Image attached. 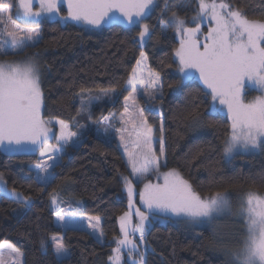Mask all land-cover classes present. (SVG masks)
Returning a JSON list of instances; mask_svg holds the SVG:
<instances>
[{
  "label": "trees",
  "instance_id": "1",
  "mask_svg": "<svg viewBox=\"0 0 264 264\" xmlns=\"http://www.w3.org/2000/svg\"><path fill=\"white\" fill-rule=\"evenodd\" d=\"M226 2L247 18L264 20V0ZM0 4L15 7L17 0H0ZM198 5L197 0H157L144 20L154 26L144 45L133 41L139 25H107L101 30H88L74 22L45 20L41 23V38L34 46L16 54H0V61L37 55L43 65V117L60 118L80 127L85 114L79 94L108 91L106 97L112 98L111 103L97 106V116L117 103L116 109L120 110L122 98L129 91L126 82L140 51H145L151 69L161 74L163 95L145 101L143 108L148 122L157 130L163 117L166 166L177 168L202 198L229 193L226 197L236 204L246 195L264 194V146L259 152H239L231 158L224 153L225 141L232 133L230 117L212 109L211 97L206 95L209 90L199 80L189 79L182 88L176 87L181 74L177 71L178 63H174V50L180 40L172 27L165 28L163 33L161 30V21L169 20L172 12L188 18L196 13L193 9ZM113 90L118 96H112ZM80 129L83 142L65 150L54 179L42 185L50 195L58 193L65 201L62 210L72 206L80 213L97 204L99 197L95 192L103 187L116 195L119 213L103 216L106 242H102L85 228L65 229L57 225L54 211L41 205L43 196L25 207L2 194L0 244L9 241L20 249L25 264H109L115 245L111 240L120 235L118 214L129 209L122 177L131 178L130 169L115 140H105L93 128ZM38 155L14 153L8 157L0 148V176L8 183V191L19 192L20 186L11 183L15 173L24 179L36 177L30 166L36 163ZM223 220L230 223L228 230L232 235L242 224L240 218L230 214ZM53 234H63L69 249L67 257L60 258L55 253ZM238 239L239 236L236 241L227 236L221 238L219 229L207 226L156 221L144 233L146 264H231L223 250ZM124 264L131 263L126 260Z\"/></svg>",
  "mask_w": 264,
  "mask_h": 264
},
{
  "label": "snow or ice",
  "instance_id": "2",
  "mask_svg": "<svg viewBox=\"0 0 264 264\" xmlns=\"http://www.w3.org/2000/svg\"><path fill=\"white\" fill-rule=\"evenodd\" d=\"M34 4L37 7L34 8ZM61 5L66 6V14H61ZM153 5L154 0H19V10L26 21L37 25L22 28L12 18L8 6L0 4V19L4 25L0 30V52L19 51L34 46L40 39L38 21L43 16H58L61 21H73L91 28L134 25L144 20L146 12ZM193 10L196 11V16L193 17L195 27H186L185 20L176 12H172L169 20L161 21L162 33L165 28L172 27L181 37L179 47L174 50V63H178L177 71L181 74L176 87L182 88L185 80L198 74L199 80L209 90L206 95L211 97V102L219 101V104L227 106L232 121V134L225 141L226 155L234 153L238 148L264 146V20L247 18L226 0H199L198 10ZM205 19L208 20L209 27L201 44L198 34L201 32V22ZM139 27L133 41L143 45L150 38L154 26L142 22ZM147 60V53L140 51L126 82L130 91L123 98V110L119 117L121 126L113 127L111 121L116 119L114 115L102 116L95 121L97 126L105 125L102 129L104 134L109 130L118 134L132 177H122L130 211L118 217L122 238L115 239L117 246L109 257L112 264H120L122 248H128L129 255L136 250L137 244L133 236L139 233V239L143 241L146 225L151 221L170 214L194 222H210L213 214L227 203L225 196L230 195L217 193L202 198L175 170L160 172L159 156L153 149L154 129L143 115V110L138 107L137 100L139 89H143L144 96L150 100L163 95L159 72L149 68L145 78ZM246 83L258 86L262 94L245 102L243 93ZM112 96H118L115 90ZM42 103L43 92L38 68L31 59L21 65L0 64V148L10 154L38 152L37 161L30 166V171L36 173L38 183L47 185L54 179L55 168L65 150L78 147L83 140L80 138L81 133L71 131L64 120L56 121L59 134L55 135L52 132L53 121L45 120L41 115ZM87 111L88 119L91 120L93 113L90 108ZM163 134L161 117L158 137L161 155L164 153ZM53 136L57 141L55 147L49 144ZM153 175L158 180L162 176L163 183H153L149 179ZM133 180L143 185L138 193L140 206L134 210ZM0 192L23 203L25 207H30L33 203L31 198L22 196L15 189L9 192L2 176ZM247 202L249 212L253 205L259 207L262 203L251 194ZM61 203L65 201L60 199L58 193L50 195V207L58 208ZM54 215L65 229L75 227L77 222L85 219L75 212L68 214L60 210L55 211ZM133 215L138 218L135 224ZM87 219L92 233H96L98 238L103 237L101 217ZM52 241L56 254L66 251L63 238L53 237ZM41 247H45V242L42 241ZM0 248L8 249L17 258L22 255L19 249L7 241L0 244ZM0 264L5 262L0 260ZM9 264H19V259L10 261ZM140 264H144L142 258Z\"/></svg>",
  "mask_w": 264,
  "mask_h": 264
},
{
  "label": "rangeland",
  "instance_id": "3",
  "mask_svg": "<svg viewBox=\"0 0 264 264\" xmlns=\"http://www.w3.org/2000/svg\"><path fill=\"white\" fill-rule=\"evenodd\" d=\"M156 1L157 0H154V5L146 12L144 20L152 12V10L156 4ZM197 1L199 3V0H197ZM33 7L35 8V7H37V5L34 4ZM8 8H9V11L12 15V18L16 21V23L20 24V26L22 28H32V27L37 26L36 23L26 21L25 17L22 15V12L19 10V0H17V4L15 7L8 6ZM197 10H198V6H197ZM61 14H66V6L65 5H61ZM4 16L6 17L7 13H5ZM194 16H196V13L191 14L190 17H188V18H182L186 22V24H185L186 27H195V22L193 21ZM170 17H171V15H170ZM53 19L60 20L58 16H43V17L39 18L38 23H39V28H40V38L42 35L41 23L45 20H53ZM144 20L142 21L143 23H145ZM61 22L63 24H65L67 22H73V21H61ZM142 22L138 21L137 24H134V25H139ZM74 23H76V24H78V25H80V26H82L88 30H101L104 26H107V25H104L102 28H91L88 25L79 24L77 22H74ZM124 25L125 26H133V25H128V24H124ZM3 27H4L3 20L0 19V30H2ZM208 27H209L208 20L207 19L203 20L201 22V32L198 34L199 39L201 41V44L204 42V34L208 31ZM9 30H11V29H9ZM176 35H177L178 39L180 40L181 37L179 36V34L176 33ZM146 41L143 43V45L146 43ZM23 50L24 49L19 50V51L6 50L4 52H0V54H4V53H15L16 54V53L21 52ZM28 59H31L36 64V66L38 68V75L40 77V83H41V73H42L43 65H42L41 61L39 60V58L37 57V55H29L28 54V55H24V56L18 57V58H16V57L15 58H8V59H5L3 61H0V64L11 63V64H15V65H21ZM145 63L148 65V68H145V70H144L145 71V78H146L147 71L149 68L151 69V67L149 65L148 60ZM151 70H153V69H151ZM138 76H139V74H138ZM191 79L199 80L198 74L194 75ZM200 82L202 83V81H200ZM127 87H128V85H127ZM129 91H130V89H129ZM97 92H99V94L90 93L87 95V93H84V92H81L79 94V99H81L82 104H83V108H82V110L84 109L83 114H85L83 120L81 121L80 127L73 126L70 122L65 121V120L64 121L69 125L70 130L73 132L80 133L81 132L80 128H87L88 127V128H93L96 131V133L99 136H101L102 138H104L105 140H108V141L115 140L117 142L118 146L120 147L125 159L127 160V157L124 154L123 146L119 142L118 134L115 133L113 130H109V132L107 134H104L102 132V129L105 127V125L101 124V125L97 126V124L95 123V121L100 120L102 116L114 115L116 117V119L112 120L111 123L113 124L114 128H119L121 126L119 123V117H120V113L123 110V98L124 97L122 98V103H121L122 108L120 110L116 109V108H118L119 105H117L118 103L115 104L116 103V101H115V103H114L115 105L107 113L103 114L102 116H97L99 114L95 110V108L97 106L104 107L105 105L111 103V100H109V98L106 97V96H108V95H106L108 93L107 90H101V91H97ZM128 92L126 95H128ZM261 94H262V90L258 86L254 85L252 83H246L245 88H244V93H243V97H244L245 102H249V101L253 100L255 97L260 96ZM137 100L139 101L138 107L143 110V115L146 117L145 110L143 108V104L145 101H149L150 99L147 98L146 96H144L143 89L138 90ZM212 105H213L212 109L221 110V111L227 113V115L229 116L226 105L219 104V101L213 102ZM43 107H44V104L42 103V107H41L42 117H43ZM88 108H90L92 113H93L91 120L88 119V111H87ZM43 118L45 120L53 121L52 132L55 135H58L59 134V125L56 123V121L63 120V119L56 118V117H50V118L43 117ZM152 127L154 129L153 149L156 152V154L159 156L160 172L164 173V172H168L170 170H175L176 172L179 173V175L182 179L186 180L185 177L182 175V173L177 168H172V167L166 166L165 147H164L163 155H161L160 151H159V149H160V145H159V141H158L159 130L155 129L154 126H152ZM49 144L54 146V147L56 146L57 141L55 139V136H53L49 140ZM261 147H256V148L249 147L247 149L238 148L234 153L229 154L227 156L229 158H231L239 152H242V153L259 152L261 150ZM1 149L4 151L3 148H1ZM7 154L9 157L11 154H14V153H11V154L7 153ZM149 179H151L153 183H156V182L163 183L162 176L159 178V180L157 179V177L155 175L150 176ZM11 183L14 185L15 184L19 185L20 186L19 187V193H21L22 196H26V197L31 198L32 201H34L36 198H38L40 196H43L44 200H43V203H41V205L43 204L44 207H46V209L52 210L54 212L57 210H60L64 213H68V214L75 212L79 216L84 217L85 219L77 222L75 227L76 228H85V229L89 230L90 232H92V230L88 228V219L87 218L100 216L101 217V226H102L103 216L105 214H107V213H112V214L113 213H119L116 195L113 193L112 194L108 193L105 190V188H103V187L97 188V192H95V194H97V196L99 197L97 204L93 207H88L86 209V212L80 213L76 210V207L72 208V206L69 207V209L62 210V208H61L62 203L59 205L58 208L57 207H50L49 190L46 186L42 185V183L37 182V177H35L33 179H24L20 175L15 173ZM133 183H134V204H133V210H134L135 207L140 206L138 193L142 189L143 185H142V183H138L135 180H133ZM6 185H7V189L10 190L8 188L7 182H6ZM98 189H101V190H98ZM11 191H9V192H11ZM2 194L3 193L0 192V198L2 197ZM221 195H225V194H221ZM251 195L254 196V199H259L262 202L259 207H256L255 205H253L251 212H249V205L247 202L249 195H246L245 197L241 198L239 201L236 202V204L232 203V201L229 199V197L225 196L227 203L223 204L220 207V209L213 214V217H212L210 222H206V221L194 222V221H191L187 218L174 217V216H171L169 214L166 217H161L160 219H156V220L151 221V223L146 225V229L151 227L152 223L156 222V221L163 223V224H166L169 221L174 222V223H179L182 221V222H184L190 226H194V227L207 226L209 228L211 227V228H214L216 230L219 229V233H220L221 238H224L225 236H227L228 238H230L231 241H233V240L236 241V236H239V239L235 244H233L229 247H225V249L223 250L224 256L226 257V259L231 264H264V194L252 193ZM60 199H61V197H60ZM66 201H68V199ZM254 204H255V201H254ZM126 211H130V209H128ZM126 211H124V212H126ZM124 212L118 214V217L120 215H122ZM227 214L237 216L242 221V224L240 226H238L239 231L236 230L237 233H235L233 235L231 234L233 232H230L228 230V227H229L228 225H230V223L223 220V217ZM55 222L57 225L65 228L62 224L57 222L56 217H55ZM137 222H138V218L135 217V215H133V224H135ZM236 229H237V227H236ZM92 234L97 239H99L100 241L106 242L105 234L101 238H98L96 233H92ZM53 237L63 238V234H53L51 236V240ZM117 238H122V234L120 233L119 236H115L111 240V242L115 243V239H117ZM133 239H135L136 244H137L136 250H134L132 252V254L129 255V249L128 248H122L121 249L120 264H124L126 260L128 262H130L131 264H140L141 258L143 259L144 264H146L147 250H146L145 240L143 239V241H140L139 233H136L133 236ZM4 242L5 241H3L1 244H3ZM7 242H9V241H7ZM9 243H11V242H9ZM63 243H64V239H63ZM64 245H65V243H64ZM116 246L117 245L115 243L114 247L112 248L111 256L113 255V249ZM14 247L17 248L16 246H14ZM65 248H66V251L64 253H61L59 255L57 254L60 258L61 257L62 258L67 257L69 255V249L66 245H65ZM20 252L22 253V255L19 258H17V257L12 256L8 249L0 248V260H3L5 262V264H9L10 261L19 259V264H25L24 254L21 250H20ZM108 262H109V264H112L111 261L108 260Z\"/></svg>",
  "mask_w": 264,
  "mask_h": 264
},
{
  "label": "crops",
  "instance_id": "4",
  "mask_svg": "<svg viewBox=\"0 0 264 264\" xmlns=\"http://www.w3.org/2000/svg\"><path fill=\"white\" fill-rule=\"evenodd\" d=\"M33 179V178H32Z\"/></svg>",
  "mask_w": 264,
  "mask_h": 264
}]
</instances>
